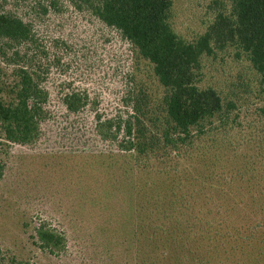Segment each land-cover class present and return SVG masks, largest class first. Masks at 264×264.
Listing matches in <instances>:
<instances>
[{"label": "rangeland", "instance_id": "374dc122", "mask_svg": "<svg viewBox=\"0 0 264 264\" xmlns=\"http://www.w3.org/2000/svg\"><path fill=\"white\" fill-rule=\"evenodd\" d=\"M89 7L84 0H0V12L32 26L34 64L48 92L47 116L34 143H7L0 132V249L6 264H135L174 197L184 192L191 200L213 199L208 183L207 199L193 190L227 167L224 159L192 160L187 171L195 182L183 184L189 158L185 162L156 141L147 156L125 153L119 150L122 133L117 140L98 134L97 116L123 120L139 97L149 103L143 122L155 120L153 137L159 139L165 90L153 65ZM230 12V0H172L168 20L180 38L194 42ZM11 69L0 56V81L11 79ZM198 85L215 90L224 104L233 102L244 125L258 122L264 82L237 44L214 45L202 57ZM72 91L88 96L78 113L63 102ZM42 227L63 237L62 251L40 244L36 230Z\"/></svg>", "mask_w": 264, "mask_h": 264}, {"label": "trees", "instance_id": "16d2710c", "mask_svg": "<svg viewBox=\"0 0 264 264\" xmlns=\"http://www.w3.org/2000/svg\"><path fill=\"white\" fill-rule=\"evenodd\" d=\"M230 1V15H219L204 34L186 42L169 23L172 0H84L153 65L165 90L159 139L153 137L155 120L143 122L149 103L139 97L131 99L123 120L97 116L98 134L117 140L122 133L119 150L125 153L147 156L156 141L185 162L189 158L183 184L195 182L187 171L192 160L224 159L227 166L199 180L197 187L203 188L193 190L207 199L208 183L213 199L191 200L184 192L174 197L135 264H264V108L258 110V122L244 125L233 114V102L224 104L215 90L198 85L202 57L228 42L247 55L264 82V0ZM35 46L31 25L0 12V56L12 67L11 79L0 81V132L7 143H34L47 116L48 92L34 64ZM63 102L68 112L78 113L88 96L72 91ZM3 169L0 164V177ZM36 236L50 252L64 249L63 237L49 228H38ZM0 264H6L1 249ZM10 264L31 263L12 259Z\"/></svg>", "mask_w": 264, "mask_h": 264}]
</instances>
